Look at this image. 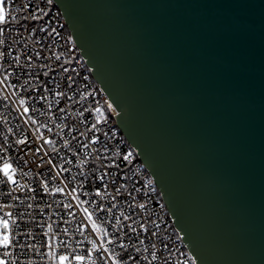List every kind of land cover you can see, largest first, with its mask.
<instances>
[{"label": "water", "instance_id": "obj_1", "mask_svg": "<svg viewBox=\"0 0 264 264\" xmlns=\"http://www.w3.org/2000/svg\"><path fill=\"white\" fill-rule=\"evenodd\" d=\"M53 1L194 263L264 264V0Z\"/></svg>", "mask_w": 264, "mask_h": 264}, {"label": "built area", "instance_id": "obj_2", "mask_svg": "<svg viewBox=\"0 0 264 264\" xmlns=\"http://www.w3.org/2000/svg\"><path fill=\"white\" fill-rule=\"evenodd\" d=\"M26 2L42 19L32 21L28 30L14 26L10 34L6 33V45L0 46L5 53L0 59V81L12 73L0 83V146L11 145L7 154L16 170L15 184L0 175V216L11 212L15 221L11 224L13 245L5 257L8 264H56L50 252L83 255L82 264H112V259L120 264H195L150 174L116 126L115 109L112 106L108 110L110 102L93 80L54 1L13 0L12 7ZM13 14L19 18L26 13ZM44 72L49 73L47 77ZM57 92L62 95L57 96ZM24 107L29 108L27 113ZM20 139L26 140V146L15 143ZM37 147L39 153L35 152ZM129 152L132 156L124 161ZM0 154H4L2 147ZM49 159L52 164L47 163ZM56 188L63 191L56 192ZM97 188L100 197L95 196ZM5 204L12 207L4 208ZM112 204L116 207L109 213ZM84 208L92 214L91 221ZM117 219L120 224L113 228ZM92 222L109 235L95 232ZM108 240L114 243L109 245ZM88 241L97 247L103 243L110 252L93 251L89 258L92 244ZM118 243L140 259L129 260ZM3 252L0 249V256Z\"/></svg>", "mask_w": 264, "mask_h": 264}, {"label": "snow or ice", "instance_id": "obj_3", "mask_svg": "<svg viewBox=\"0 0 264 264\" xmlns=\"http://www.w3.org/2000/svg\"><path fill=\"white\" fill-rule=\"evenodd\" d=\"M52 0H48V3H51ZM13 4V0H0V46H4L7 43V39H6V33H11L13 30L14 26H19V27H23L25 30H28V26L31 24L32 21H36V20H40L42 19L41 16L37 15V12L32 9L30 3H24L21 7H16L13 8L12 7ZM20 13V12H24L26 14L22 15V16H18L13 14V13ZM46 15V14H45ZM233 27L239 29V24L234 22L233 23ZM33 31H35V28L32 29ZM39 31H44L43 28H40ZM16 35H19V31H16ZM18 43V41H16ZM5 53L3 51H0V59L4 58ZM37 58H39V54H37ZM14 59H16L17 61L19 60V57H15ZM57 60L60 59L59 56L56 57ZM63 71L67 72L68 69L64 68ZM48 72H44L43 75L45 77L48 76ZM12 75V73H7L4 76V79L2 81H0V83H5L8 78ZM69 80H71V77H69ZM47 83V81H46ZM11 87H15V85H11ZM13 95H15V93H13ZM57 96L62 95V93L57 92L56 93ZM19 103L21 105L25 104V101L23 99H20ZM108 110H112V104H108ZM23 111L25 113H27L29 111L28 107H24ZM61 111H63V109H61ZM97 114H100V109H96ZM32 123L35 124L36 121L32 120ZM95 127V125H93V128ZM49 131H51V129H49ZM5 140L7 141V137L5 138ZM95 142V141H93ZM17 145H25L26 146V140L24 139H20L17 140L15 142ZM44 144H52L51 140H43ZM65 146L67 147V142H65ZM2 147V151L4 154H0V175L3 176V178L6 180L7 183L9 184H15L16 181L14 180V174H15V169L13 167V163H12V157L10 155H8L7 153H9L10 149H11V145H7V146H0ZM55 151V149H53ZM40 149L39 147H37L35 149L36 153H39ZM45 155H47V153H45ZM132 156V153L129 152L127 154H125L123 156V160L124 161H128L130 159V157ZM48 164H52V160L49 159L47 161ZM82 163V162H81ZM40 165H37V167H39ZM109 173H105V175H108ZM99 179L103 180V176L99 177ZM45 191H47V186H45ZM54 191L56 192H60L63 191L60 188H56ZM137 191H139V189H137ZM117 194H119L120 190L119 188L116 189ZM95 196L100 197L102 196L101 191L99 190V188H97L96 192H95ZM79 203H84L83 201H79ZM92 203L95 205L96 201H92ZM4 208H11L12 205H8L5 204L3 205ZM65 207H70V205H65ZM116 205L112 204L111 208L108 209V212L110 213L112 208H115ZM140 208H143L144 205L141 204L139 205ZM97 208L99 211H104V208L102 205H97ZM83 212L85 214V216L88 218V220H92V214L89 213L87 208L83 209ZM125 219H130V217H125ZM15 223V221L12 220V213L11 212H4L3 216H0V249H3V256H0V264H8L7 259H5V257H7L8 255H10V253L7 251L8 248H10L13 245V237L11 235V224ZM120 224V220L117 219L116 225H112L113 228H116L117 225ZM50 227V226H49ZM92 229L97 232L102 234L104 237H107L109 235V233L103 229V228H99L97 226V224L95 222H92L91 225ZM129 229H131V231H135V229L131 228V225L128 226ZM141 227L143 228L144 226L141 225ZM146 230V229H145ZM66 231V230H65ZM153 235H155L153 233ZM117 241H119L120 237L116 238ZM90 244H92V250H89L87 255L89 258H91L92 256V252L95 251L97 253L103 251L104 253H109L110 250L107 247H104V244L101 243L99 247H97V245L92 242V241H88ZM77 244L81 243L80 241H76ZM107 243L109 245L113 244L114 241L113 240H108ZM118 247H120L121 249L125 250L126 255L128 256L129 260H134V261H138L140 258L132 256L130 253H127V249L126 246L123 243H118L117 245ZM132 247H135L134 245H132ZM146 250V249H145ZM137 252L140 251V249H136ZM49 255L53 258L54 261H56V264H73V261L76 262V264H82V262L85 259V256L83 255H68L66 253H58V252H50ZM153 259L156 258V254L153 253ZM109 258L112 259L111 255H109ZM112 264H120V262L116 259H112Z\"/></svg>", "mask_w": 264, "mask_h": 264}]
</instances>
